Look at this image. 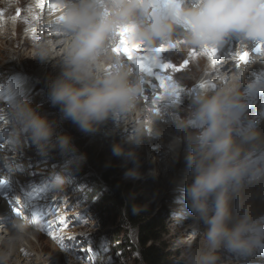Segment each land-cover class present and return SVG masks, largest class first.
<instances>
[{"label":"clouds","instance_id":"obj_1","mask_svg":"<svg viewBox=\"0 0 264 264\" xmlns=\"http://www.w3.org/2000/svg\"><path fill=\"white\" fill-rule=\"evenodd\" d=\"M36 3L33 0L34 8ZM59 3L64 17L59 27L66 39L62 41L60 74L47 80L46 86L51 104L87 134L99 131L109 119L122 127L141 102L143 79L113 51L121 29L131 27L132 40L149 50L166 45L185 28L184 22L186 39L196 48L213 47L230 34L238 36L241 44L264 43V0H176L167 7L153 6L151 0ZM37 49L36 58L46 62L48 42H40ZM210 89L196 87L191 118H174L176 134L166 146L174 155L182 144L189 149L185 161L191 182L185 186V199L194 221L205 226L196 232L198 242L181 252L184 264H219L221 249L247 258L264 247V214H257L253 206L255 199L264 203V140L254 129L244 130L239 138L234 135L237 85ZM11 115L16 122L14 141L27 133L43 155L58 147L61 155L73 154L76 167L86 162L84 154L75 155L78 149L69 135L52 143L53 124L26 100H17ZM158 119L157 106L147 130L136 125L130 128L125 137L128 149L112 144V154L133 165L124 172V179L143 178L136 149L144 138L160 135L154 127ZM192 128L196 131H190ZM257 151L261 156L255 155ZM147 176L155 179L157 172L149 171ZM62 183V176L53 181L57 188Z\"/></svg>","mask_w":264,"mask_h":264},{"label":"rangeland","instance_id":"obj_2","mask_svg":"<svg viewBox=\"0 0 264 264\" xmlns=\"http://www.w3.org/2000/svg\"><path fill=\"white\" fill-rule=\"evenodd\" d=\"M1 1L3 0H0V5H3V8L0 6V15L5 13V11H9V15L3 17L5 21L2 19L3 22L8 24L9 30L8 38L6 40H0V90L1 88H7L9 86H12L14 90L18 87L19 90L21 89L20 92L23 93L22 99L26 100L41 116L47 118L53 124L55 130L52 138L53 144H58L60 136L69 135L71 137V143L78 149L75 155L83 154V151L87 148H90L89 151L95 155L93 157L91 154L88 155V157H86V162L81 167H76L72 163L73 154L61 155L58 147L50 149L46 155H43L37 150L27 133H21L19 138L15 141L12 139V133L16 128V122L12 119L11 113L9 114L5 123L7 128L1 132L0 136L2 140L0 143L1 152L4 153L8 160L6 162V170L0 172V200L2 201V205V199H5L9 203L19 206V208L26 213L19 218V225H22L23 231L24 228H28L24 231L26 235L24 233L22 234L29 237L33 245L29 247V254L20 253L12 256V262L15 264H140L136 251L137 231L119 225V219L116 218L114 212L110 213V215L105 218V220L108 221L113 220V224L101 226L100 222L95 219L93 213L88 209V196H94L92 198V200H94L95 195L98 196L101 192L106 193L108 188L102 180L106 175H111L110 180L114 179L124 183L131 189L132 193H135L137 198L147 206L150 214L149 218L162 224L160 245L162 248L167 249V264H184L181 259V252L184 247L192 244V240H194L195 243L198 242V239L195 238L196 233L179 231L180 224L182 223L180 220L184 219L183 215L187 211L177 213V210L173 207V204L178 199L182 202H186L184 196L178 193V189L184 190V183L189 181L186 176L191 174L186 163H184L183 160H178L174 170L169 171L168 175L176 184L174 183V187L170 186L163 194L166 195V198H164L163 195L157 198L158 203H156V201L154 202V198L152 197L154 191V186H152V184L154 181L156 182L157 178L152 179L147 176V173L152 171L151 169L146 168L143 170L144 172L140 171L143 176L142 179H124L123 174L125 171L121 169L122 162L113 161L114 155L112 151L107 154L102 152L104 142L94 139L92 134L80 131L71 120L63 118L58 106H53L51 104L46 81L49 79L54 80L55 78L50 77V73L47 74V65L32 59L35 54L33 46L37 47L39 43L31 36L30 38H26V35L29 33L27 29L33 25L31 23V17L27 14L29 10L27 9V3L21 6L18 3L19 0H8L10 3L8 2L9 7L6 10ZM18 10L19 15L18 18H16ZM17 27L18 31L16 32L15 29ZM33 41L35 43H33ZM170 51L174 52L176 49ZM147 53L148 51H142L139 54L145 55ZM166 54L168 53H162L160 58L165 57L164 63L172 64L173 68L185 69L193 65L194 69L198 71L197 73H193L191 71L185 72L184 70L183 72L176 71L175 73V71L169 69L168 71L159 73V70L153 69L154 73L164 74L171 78L176 77L178 81L183 82L178 88L182 89L187 94V101L189 105L191 103L192 106L188 105L189 108L187 107L181 114H178V116L176 111H174L175 109H170L169 106L164 103V98H166L167 95L161 100V104H159V101L154 102L158 94L162 95L164 93L163 90L159 88V82L155 79V76L149 73V68L151 67L149 62L138 58L131 61L126 59V62L132 68L133 74L143 79L142 97L144 98L145 96V101L140 102V106H138L141 109L138 108L129 115L137 117L135 123H143L144 127L146 123H150L147 121L150 120V117L154 114L158 106L161 119L156 120L157 122L155 121L154 127L157 125V127H155L156 129L161 128L162 131L164 130L163 132L167 134V132L170 133L171 129L174 128L173 122L176 116L182 119L191 118V114L195 108L193 99L191 100V98H193V94L197 87V85H195L196 81L200 80V85L209 86L208 84H210L212 80H210L211 78H205L207 77V73H209L205 62L209 55L205 54L203 49L198 50V57L194 55L190 60L186 57L185 53L182 55L179 54L178 57L173 60H170L169 57L168 59ZM197 59L200 61L203 60L202 65H194ZM178 75L181 77H178ZM206 81H209L208 84ZM201 82L203 83L201 84ZM255 84L257 83H254V85ZM214 90L215 88L210 91ZM177 100L180 99L175 95V101ZM129 120L131 122L132 118ZM2 124H4V122ZM123 124H125L124 121ZM117 125L118 124L111 127L112 129L107 127L101 131H107L105 136H109L110 132H114L117 128L121 127ZM1 126L0 124V127ZM103 126H105V124ZM144 128L147 130V127ZM190 131H196V129L192 128ZM168 135L170 136V134ZM151 138L152 140H156L157 136H152ZM115 142L122 145L120 139H117ZM153 148L158 149V147ZM153 148L152 150L154 151ZM0 157L4 156L2 155ZM155 157L157 158V156ZM163 158L164 157H159L157 161L155 160L153 166H155L156 163L158 165H156V167H159L161 163H164ZM263 158L264 156H262V159ZM140 160L144 162L145 156L140 154ZM183 171L185 175L183 174L184 176L180 177ZM78 172H82L83 176H76ZM58 176L63 177L62 187L60 188L55 187L53 184V181ZM151 182L152 184H150ZM40 213H43L44 216L41 222L39 221V224L36 225L37 217ZM190 219H194L192 213L189 214V220ZM51 221L53 223L49 228V223ZM200 227L203 228L202 223ZM9 232L12 234H9ZM38 233H40V235H38ZM52 233H54L58 239L54 240L52 238ZM114 233H119L120 235L115 236ZM22 234L13 230L11 226H8L6 233L2 230L0 239L8 242L11 238H18L20 242H23ZM33 234L38 236L39 239L33 238ZM126 241L131 244L132 247L125 248L124 243ZM24 245L26 244L24 243ZM4 252L5 251L0 248V253L3 254ZM234 255L236 254L228 253V251L223 249L220 250L219 264H242L240 261L247 259ZM251 257L246 261H252L253 258ZM3 260L4 259L0 260L1 264L6 263L5 260ZM256 262L258 264H264V258L258 257Z\"/></svg>","mask_w":264,"mask_h":264},{"label":"bare ground","instance_id":"obj_3","mask_svg":"<svg viewBox=\"0 0 264 264\" xmlns=\"http://www.w3.org/2000/svg\"><path fill=\"white\" fill-rule=\"evenodd\" d=\"M28 1L29 0H19L18 3L21 6H24V5H26V3H28ZM1 2L4 4V6H5L4 8L7 10L8 7H9L8 5H9L10 2L8 0H3ZM0 6H1V8H3V5H0ZM18 8H19V6H18ZM27 9H29V8H27ZM0 13H1V11H0ZM31 13H32L31 9H29L27 14L29 16H31ZM60 13H61V10L58 11V13L56 14L55 18H57V16H59ZM7 15H9V11H5V13L0 15L1 16V18H0V40H6L8 38L9 27H8V24H6V22H3V20L5 21V19H3V17H6ZM44 18H42L41 20H43ZM31 23L34 25L35 21L33 19H31ZM40 28H42V26H40ZM28 29H27V31H29ZM15 31L16 32L18 31V27L15 29ZM186 31H187V29H185V28L179 29L174 34L172 39L166 45H164V47L167 49L166 53H168V54H166V57L167 58L169 57L170 60L176 59V57H178L179 54L182 55L183 53H185L186 57L189 60L194 55L198 57L197 52H198V50H200L202 48H196L193 45H191L190 43H188V41L186 39V36H185ZM48 37H49V34L47 33L46 37L43 38V40H46ZM26 38H30V35L29 34L26 35ZM33 43H35V42L33 41ZM225 48H226V50H228L227 52H226ZM225 48H223L222 51H221L224 54L223 59H221L219 56L212 57V60L216 62V67H217V70H218V73H216L215 75H216V77H219V76L222 77V80L219 83H216V80H215V82L213 81V83H210V84H208L207 81L206 82L209 85L207 87H209L211 89L212 88H217V87H231V86L237 85V93H238L237 101H238V103H237V105L234 108V112H237V111L241 110V108H242L244 103L250 102L254 98V95L252 94L255 91V90H253V87L255 86L254 83L258 84V80L260 79L259 83L261 82L263 84H260L259 87L264 85V48H262V51L259 54H256L253 51L254 45L241 44L239 37H238V39L236 41L231 42L230 45L226 46ZM48 49L49 50H48V53H47V61L45 62V61L40 60L39 58H36L38 49H37L36 46H33V51H35V54L33 56L34 58H32V59L37 60L38 62H43L44 65H47V68H46L47 69L46 70L47 74L50 73L49 74L50 77L56 78L60 74V70H61L59 62H60V59H61V57L63 55V44H60V45H57V46L56 45L48 46ZM172 49H176V51H174V52L170 51ZM142 50L143 51H149V49L144 48V47H142ZM244 52H248L249 53L248 62L247 63H239L238 62V55L241 54V53H244ZM120 58H122V59H124L126 61V58H123L122 56H120ZM164 58H160L162 63H164ZM208 59H209V57L206 58V61L205 60L204 61L207 62ZM202 63H203V60L200 61V60L197 59L196 63H194V65L197 64V65L200 66V65H202ZM178 69H180V70L177 71V72H183L184 70H185V72L186 71H191L193 73H197L198 72V71H196V69H194L193 65L192 66L190 65L189 67H187L185 69L184 68H178ZM168 70H166V71H168ZM165 73H167V72H165ZM175 73H176V71H175ZM213 75H214V73H211V71L209 69V73H207V77H205V78H207V79L211 78L210 80H212L213 79ZM179 76L180 75H178V77ZM24 78H25V76H24ZM39 79H41V78H39ZM198 81H200V80H198ZM171 83L177 85V87H179L181 84H183V82L178 81L176 79V77H172L171 78ZM202 83L203 82H201V84ZM195 85H197V87L198 86L201 87V85L197 81H196ZM18 88L14 90L12 88V86H9L7 88H5V87L1 88V90H0V124L2 125L0 127V136H1V132H3V130L7 128L5 123L7 121V118L9 117V114L11 113L9 105L13 106V104L17 100L22 99L23 93H21L20 92L21 89L19 90ZM195 91H196V89H195ZM194 94H195V92H194ZM194 94H193V97H194ZM177 97H179L180 100L175 101V96H171V94L168 93L166 98H164V103H166L169 106L170 109H172V110L175 109L174 111H176L177 116H178V114H181V112H183V110H185L187 107L189 108V106L190 105L192 106V104L190 103V105H189V103L187 101L188 100L187 94L182 89H180V92L177 95ZM144 98H145V96H144ZM144 98L143 97L141 98V102L145 101ZM192 99L193 98H191V100ZM262 101H264V96H263V100ZM154 102H156V101H154ZM163 105H165V104H163ZM141 106H143V105H141ZM143 107H145V106H143ZM139 109H141V108H139ZM144 111H145V109H144ZM250 111H251L252 114H254L256 109L254 107H252L250 109ZM260 112H261V115H260L261 118L256 121V124H253V122H252L253 119H252L251 113H248L247 114L248 119H246L244 121H241V123H244L245 121H247V123L239 131L237 130L234 133V135H236L237 138H239L240 133L243 132L244 130L254 129L258 133H260L261 140H264V103H263L262 107L260 108ZM131 118H132V121L130 122L129 119H131ZM125 119H126V121L124 120L125 124H123L122 127H119V128L116 127L117 129L114 132H110L109 136H105V133L107 131L106 132H102V131H103V129H106L107 127H109V129H110L111 127H114V126H116V124H118L117 122H114L111 119H109L105 123V126H103V125L100 126V128H99L100 132L98 131V132L92 134L94 139L102 140L104 142L103 149H102L103 153L107 154V153L111 152V146H112L113 143H116L115 141L117 139L121 140V142H122L121 146L124 147L125 149H128L130 147L128 144L125 143V137L129 134L130 128L133 125L143 126V123L140 124V122H138L139 124H136L135 122H136L137 117H134V115L133 116L129 115ZM241 119H243V116L241 117ZM3 122H4V124H2ZM147 122H150V120H148ZM149 126H150V123H146L144 127H147V129H148ZM155 127H157V125H155ZM157 130H159L160 135L157 136L156 140H154V139L152 140V138H151L152 136H148V137L144 138L142 145L137 149L139 158H140V154L145 156V161L141 162L142 166L140 168V171H143L146 168H149V169L155 170L157 172V176H156L157 180H156V182L154 181L153 184H152V182L150 183V184H152V186H154V188H153L154 191L152 193V197L154 198V202L156 201V203H158L157 198H159L161 195H163L169 189V187L173 186L174 183H175V181L173 179H171L170 176L168 175L169 171H173L174 170L175 165L178 163V160H183V162L186 163L185 157H186V155L188 154V151H189L187 146L182 144L177 154L174 155V154L168 153L167 150H166V146L170 142V140L172 138L171 136L176 134L175 127L171 129L170 133L167 132V134L165 132H163L164 130L162 131L161 128H159ZM167 131H168V129H167ZM168 134H170V136ZM1 142H2V140L0 139V143ZM153 147H158V149L156 148L157 149L156 150ZM152 148L154 149V151L152 150ZM1 151L2 150L0 149V156L3 155L4 157H0V171L1 170L5 171L6 170V165H7L6 162L8 160L6 159L4 153L1 152ZM255 155L256 156H261V152L257 151L255 153ZM155 156H157V158ZM150 157L151 158H156L155 159L156 161H157V159L159 157H164L163 158L164 159L163 160L164 163H161L159 165V167H156V165H157L156 163H155V166H153V162L150 159ZM113 161L122 162V168L121 169L123 171H126L128 168H131L133 166L130 162L125 164V161H124L123 157L114 156ZM181 171H182V169H181ZM179 173H180V171H179ZM181 174H180V177H183L185 175L184 171ZM186 178H188L189 181L184 183L185 184L184 188H183L184 190H179L177 188L178 189V193L181 194L182 196H184V198H185V186H186V184L191 182V174L186 176ZM11 182H12V180H11ZM163 196H164V198H166V195H163ZM182 199H183V197H182ZM2 200H3V205L1 204L2 201L0 200V211H1L0 212V218H4V217H6V215H7V218L4 219V220H0V234H2V230H4V233H6V231L8 229V226H11L12 229L15 230L16 232H18L20 234L24 233L26 235V233L24 231L27 230L28 228L27 229L24 228V231H23V227H21L22 225L21 226L19 225V218H17L16 221H14L16 223L15 227L12 225V223L10 224V222H12L14 220V218H15V215H14L15 210L14 209L18 208L19 206L15 205V204L8 205L4 199H2ZM253 206L256 209L257 214H264V203H262L260 199H255L253 201ZM173 207L177 210V213H179L181 211L182 212L187 211L183 215L184 219L180 220V221H182V223L180 224L181 226L179 227V231L180 232H182V231H190V232L196 233L197 230H199L201 232L204 230L205 226L203 224H202L203 228H201L200 227L201 223L195 222L194 219H190L189 220V214L191 212H189V210H188L189 208L187 206V202H182L180 199H178L173 204ZM25 235H23V242H20L18 238H14V239L11 238L10 241H8V242L4 241L3 239L2 240L0 239V248L5 251L4 252L5 254L3 253L4 255L0 253V260L4 259L5 262H6V263H2V264H8V262H9V264H15L11 260L12 256L18 255L20 253H25V254H29L30 253L29 247H32L33 245H32V242H31L30 238L26 237ZM32 237L35 238V239H39V237L36 236L35 234H33ZM195 238L198 239L197 235L195 236ZM24 243L26 245H24ZM191 243L195 244V241L192 240ZM234 256H236V255H234ZM225 257H227V256H225ZM258 257L259 258H264V247L258 249L254 253V255L251 257V258H253L252 261H246V260L250 259V257H247V259L245 258L246 260L240 261V262L242 264H258L256 262Z\"/></svg>","mask_w":264,"mask_h":264},{"label":"trees","instance_id":"obj_4","mask_svg":"<svg viewBox=\"0 0 264 264\" xmlns=\"http://www.w3.org/2000/svg\"><path fill=\"white\" fill-rule=\"evenodd\" d=\"M89 150L90 148L85 149L83 154H86V157L90 154L92 157L95 156ZM76 176L82 177L83 174L78 172ZM110 178L111 175H106L102 180L108 188L106 193L99 192L100 194L95 195L94 200H92L94 196H88V209L101 226L113 224V220L108 221L105 218L114 212L116 218L119 219V225L137 231L136 251L140 264H167V249L160 245L162 224L149 218L147 206L137 198L135 193H132L128 186L120 181L110 180ZM114 234L115 236L120 235L119 233ZM124 244L125 248L132 247L127 241Z\"/></svg>","mask_w":264,"mask_h":264},{"label":"snow or ice","instance_id":"obj_5","mask_svg":"<svg viewBox=\"0 0 264 264\" xmlns=\"http://www.w3.org/2000/svg\"><path fill=\"white\" fill-rule=\"evenodd\" d=\"M151 3L153 6L156 5H163L165 7L175 4L176 0H151ZM62 5L59 3V0H49V3H47V8L50 12L56 13L61 10ZM19 15V10L17 12V16ZM64 20V17L62 15L57 16L56 20L53 22V27L56 28L57 33H61L60 30V23ZM185 29L187 28V22H184ZM133 29L131 27H125L120 30L118 33L120 39L117 44V46L113 49L114 54L118 56H122L123 58H126L127 60H134V59H141L146 60L149 62L151 67L149 68L150 75H154L155 79L159 82V88L163 90L162 95H157L155 97V101H160L163 99L168 93L171 94V96L178 95L180 92V89L177 87V85L171 83V78L162 74H157L153 72V69L159 70V73H163L164 71L168 69H172L173 71H179L180 69L173 68V65L170 63H162L160 60V56L162 53L166 52V48L164 46H161L159 48L151 49L148 51L145 55H139L142 50V46L134 42L131 38V33ZM64 34V33H63ZM262 48H264V43L257 44L254 46L253 51L256 54H259L262 51ZM203 51L205 54L215 57L216 56V48L213 47H205L203 48ZM249 58V53L244 52L238 55V62L239 63H247ZM201 87H205L204 85H201ZM53 222L51 221L49 223V228L51 227V224ZM52 238L58 239L54 233H52Z\"/></svg>","mask_w":264,"mask_h":264}]
</instances>
